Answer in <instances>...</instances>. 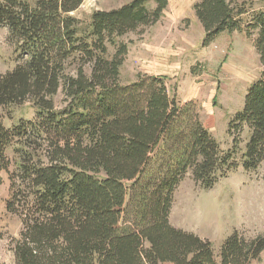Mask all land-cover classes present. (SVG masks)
Instances as JSON below:
<instances>
[{
	"label": "trees",
	"instance_id": "obj_1",
	"mask_svg": "<svg viewBox=\"0 0 264 264\" xmlns=\"http://www.w3.org/2000/svg\"><path fill=\"white\" fill-rule=\"evenodd\" d=\"M83 1L0 0V26L10 28L20 60L0 72V108L29 100L36 111L35 119L10 126L0 119V169L9 172L12 191L7 209L23 225L14 264H248L258 258L264 235L235 230L218 262L212 242L173 225L170 214L189 171L211 188L240 162L250 171L264 161V8L251 11L247 0L194 4L206 43L222 32L257 31L263 69L229 123L233 146L225 148L196 104L170 93L167 76L139 73L121 81L128 54L121 37L157 23L169 0L97 9L86 26L72 14ZM72 59L74 72H66ZM61 87L66 103L58 109Z\"/></svg>",
	"mask_w": 264,
	"mask_h": 264
},
{
	"label": "rangeland",
	"instance_id": "obj_2",
	"mask_svg": "<svg viewBox=\"0 0 264 264\" xmlns=\"http://www.w3.org/2000/svg\"><path fill=\"white\" fill-rule=\"evenodd\" d=\"M35 3L36 0H26ZM130 0H84L72 12L86 26L93 11L117 8ZM199 0H169L160 20L121 37L128 43V54L121 67V81L128 83L139 73L167 76V86L181 103L196 104L205 126L225 148H232L229 123L244 106L249 85L263 69L255 45L257 31L222 32L206 43L202 23L195 14ZM251 11L264 8V0H247ZM249 16V15H248ZM111 52L113 47L110 48ZM20 60L10 40V28L0 26V72L12 70ZM77 60L67 62L66 72H74ZM87 73L90 66L86 65ZM55 107L65 105L61 87L54 96ZM35 119L32 102L0 108V119L14 125L19 118ZM241 151L246 132L240 135ZM43 152V151H42ZM11 170L17 166L16 154L9 149ZM9 172L0 169V263L14 264V240L22 230L21 216L8 211L11 197ZM28 189V186L25 187ZM173 225L212 242L218 262L223 242L235 230L249 237L264 235V161L256 170L237 169L203 188L189 171L177 187L170 214ZM170 264V263H168ZM248 264H264V252Z\"/></svg>",
	"mask_w": 264,
	"mask_h": 264
}]
</instances>
